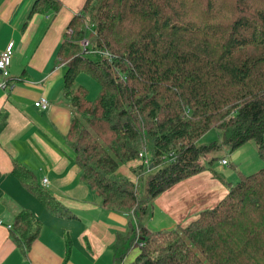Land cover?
Masks as SVG:
<instances>
[{
    "label": "trees",
    "instance_id": "trees-1",
    "mask_svg": "<svg viewBox=\"0 0 264 264\" xmlns=\"http://www.w3.org/2000/svg\"><path fill=\"white\" fill-rule=\"evenodd\" d=\"M62 7L37 0L33 13ZM91 27L94 53L86 55L79 43ZM67 33L59 57L75 113L66 143L104 206L134 218L112 246L114 264L134 248L140 253L132 264H264V167L239 172L234 184L212 168L217 158L208 168L201 162L222 145L234 152L251 141L264 162V0H86ZM81 72L101 86L96 102L83 87L73 89ZM5 125L6 116L0 132ZM213 129L223 143L199 145ZM143 150L157 170L145 195L138 187L150 167L133 170L137 185L117 173ZM205 171L228 188L214 208L174 230L142 225L160 195ZM14 173L34 178L24 166ZM26 187L49 211H68L38 184ZM39 226L23 212L11 228L26 254Z\"/></svg>",
    "mask_w": 264,
    "mask_h": 264
},
{
    "label": "crops",
    "instance_id": "crops-1",
    "mask_svg": "<svg viewBox=\"0 0 264 264\" xmlns=\"http://www.w3.org/2000/svg\"><path fill=\"white\" fill-rule=\"evenodd\" d=\"M36 2L0 0V55L9 45L14 51L10 67L14 87L0 89V121L6 116L0 132V264H114L112 246L130 232L134 218L104 206L100 195L82 179V169L66 143L75 106L65 85L68 65L60 61L59 52L70 22L86 0H61L59 12L33 13ZM80 74L74 90L79 88ZM42 98L50 103L46 111L36 107ZM16 165L29 169L34 178L16 175ZM138 166L135 160L120 166L117 173L137 182L133 170ZM33 183L68 211H49L28 191L26 185ZM227 193L223 182L205 171L160 195L142 225L152 232L185 227ZM23 212L31 213L40 225L27 254L12 240L8 228H15ZM134 251L137 254L131 259ZM138 251L134 248L124 264H132Z\"/></svg>",
    "mask_w": 264,
    "mask_h": 264
},
{
    "label": "rangeland",
    "instance_id": "rangeland-1",
    "mask_svg": "<svg viewBox=\"0 0 264 264\" xmlns=\"http://www.w3.org/2000/svg\"><path fill=\"white\" fill-rule=\"evenodd\" d=\"M93 34H94V31H93V28L91 27V29L87 30L86 39L92 41ZM67 35L68 33L66 34V38H67ZM77 53L79 52L77 51ZM90 58L92 60L96 59V57L93 55ZM80 75H81L80 79L77 82L79 87L81 86L88 91L90 101L96 102L101 94V86L91 75H89V73L82 72ZM223 141H224L223 132L217 129H213L199 141V145L201 146L209 145L213 142H218L222 144ZM213 158L218 159V161H216L214 165L212 166L214 171H216L219 174L224 175L227 181H232L234 184H236L239 181V177H240L239 172L246 174V175H251V174L259 172L264 167V162L262 161V159L260 158L257 152V147L254 141L249 142L244 147L234 152H231L228 146L222 145L218 151L213 152L211 155L204 156L201 159V162L203 164H207L205 166L206 168H208L210 167L208 166L209 160ZM222 160H227L230 165L223 166L221 164ZM152 167L153 166H151L150 169L147 170L148 172L147 174L149 175L146 176L143 181H141L140 186L138 187L139 192L143 195L146 194V185H147L148 179L150 178L151 175L155 174L157 171L156 169L153 170ZM136 181H139V180H136ZM138 250H140V248H138ZM136 254H137V251H134L133 255L131 256V259ZM138 254H139V251H138Z\"/></svg>",
    "mask_w": 264,
    "mask_h": 264
},
{
    "label": "built area",
    "instance_id": "built-area-1",
    "mask_svg": "<svg viewBox=\"0 0 264 264\" xmlns=\"http://www.w3.org/2000/svg\"><path fill=\"white\" fill-rule=\"evenodd\" d=\"M79 45L81 46L84 54L89 55V54L94 53L93 51L90 50L91 49L90 40L84 38L80 40ZM99 54H103V53L99 52ZM13 55H14V51H13L12 45H9L6 48V50L0 55V74L2 76V82L0 83L1 90H6L7 88L14 87V83L10 82V79H11L10 67H11ZM105 56L107 58L111 57V55L108 53H105ZM36 107L43 111H46L50 108V103L47 100V98H42L39 102L36 103ZM136 160L140 162V165H145L147 168L153 166L152 158L148 157L147 150L141 151ZM221 164L225 166L227 165V162L225 160H222ZM47 184H48V180L45 179L44 185L47 186ZM0 224H2L1 221H0ZM8 228L11 229L12 226H8Z\"/></svg>",
    "mask_w": 264,
    "mask_h": 264
}]
</instances>
